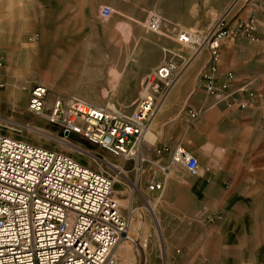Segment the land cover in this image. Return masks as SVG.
I'll return each mask as SVG.
<instances>
[{"label": "rangeland", "instance_id": "obj_1", "mask_svg": "<svg viewBox=\"0 0 264 264\" xmlns=\"http://www.w3.org/2000/svg\"><path fill=\"white\" fill-rule=\"evenodd\" d=\"M102 6L111 8L110 17H102ZM149 13L162 19L157 31L146 27ZM250 20L254 22V29L247 37L242 28ZM214 29L225 31L216 56H220L222 47L223 56H253L250 61L253 73L243 84L244 93L264 108V0H0V78L4 84L0 89V112L22 124L34 125L59 136L57 129L44 119L26 111L28 89L36 84L47 87L48 104L57 96L76 95L97 105L112 102L118 109L130 112L147 73L133 76L132 70L140 64L152 63L149 70L165 56H181L183 73L198 50L193 52L178 43L175 33L194 30L204 34ZM22 42L34 48L29 52L21 50ZM200 51L198 58L203 56V61H193L185 73L189 74L191 82L210 56L206 48ZM194 62L200 64L194 68ZM15 83L21 89L13 101L7 91ZM195 83L200 89L197 78ZM163 103L164 100L155 114L164 111ZM154 118L149 124L153 132ZM16 129L14 133L20 137L69 153L93 169L106 170L104 163L66 147L53 137L45 138L26 127ZM69 140L95 156L117 161L109 152L77 136ZM153 142L140 145L143 157L149 158L146 147ZM155 169L154 164L145 161L136 184L116 183L113 188V197L118 200L121 213L131 220L130 240L124 238L112 251L114 264H173L193 258L203 264H214L226 260L227 253L222 248L229 236L220 235L218 224L225 207L235 213L242 212L245 206L172 203L186 198H171L165 191H147L144 180ZM127 175L133 182L135 172L129 161ZM162 177V173H156V178ZM132 185L137 190L132 191ZM130 193L133 195L131 201ZM156 198H159L155 215L162 225L160 233H156V223L151 220L145 204V199ZM251 207L259 214L263 233L264 204ZM259 259L264 261V251L248 252L244 263L251 264Z\"/></svg>", "mask_w": 264, "mask_h": 264}, {"label": "built area", "instance_id": "obj_2", "mask_svg": "<svg viewBox=\"0 0 264 264\" xmlns=\"http://www.w3.org/2000/svg\"><path fill=\"white\" fill-rule=\"evenodd\" d=\"M100 12L108 18L112 10L102 6ZM145 24L157 31L162 19L149 13ZM242 29L250 37L253 20ZM224 34L215 29L204 34L175 33V40L193 52L208 50L210 56L197 79L213 104L232 101L235 92H244L243 85L232 88L229 81L217 83L216 52ZM182 59L165 56L146 73L130 112L76 95L57 96L48 104L46 86L28 89L26 111L57 129L59 136L53 137L75 146L69 138L77 136L109 152L117 161L95 155L94 161L106 162L114 170L105 163L106 170L93 169L69 153L20 137L14 133L18 126L10 124L12 118L0 112V264H114V245L124 238L130 240V217L121 213L113 197L115 184H136L145 161L156 167L144 180L148 192L163 191V180L156 173L166 175L172 165L184 167L191 175L197 173V159L180 144L171 150L155 149L157 155L169 153L165 164L143 157L140 150L157 107L181 75ZM3 85L0 78V89ZM77 148L79 153L87 152L80 145ZM127 161L135 172L133 182L127 175Z\"/></svg>", "mask_w": 264, "mask_h": 264}, {"label": "crops", "instance_id": "obj_3", "mask_svg": "<svg viewBox=\"0 0 264 264\" xmlns=\"http://www.w3.org/2000/svg\"><path fill=\"white\" fill-rule=\"evenodd\" d=\"M195 57L193 61L200 63L204 59ZM252 57L223 56L222 47L215 61L217 83L229 81L232 88L246 84L253 73ZM197 62L194 68L200 64ZM151 65L140 64L131 74L141 76ZM187 68L165 98L164 111L155 114L154 132L150 128L154 142L146 147L147 156L165 164L169 153L157 155L155 149L171 150L180 144L197 159L195 175L182 166L172 165L161 178L162 192L171 198H186L172 203L245 206L242 212L235 213L225 207L218 228L220 235L229 236L222 248L227 256L226 260L214 263L245 264V253L264 251L260 217L251 207L264 204L260 200L264 199V108L244 92H235L232 101L213 104L201 85L196 88L197 74L194 82L185 74ZM263 263L259 259L251 264ZM173 264L203 263L193 258Z\"/></svg>", "mask_w": 264, "mask_h": 264}, {"label": "bare ground", "instance_id": "obj_4", "mask_svg": "<svg viewBox=\"0 0 264 264\" xmlns=\"http://www.w3.org/2000/svg\"><path fill=\"white\" fill-rule=\"evenodd\" d=\"M20 49L21 50H24V51H30V50H32V48H34V46H32V45H28V44H25L24 42H22V44H20ZM200 50H198V53H197V56L200 54ZM18 53V52H17ZM10 57V59L12 58V59H15L13 56H9ZM196 58V57H195ZM28 59V58H27ZM21 60H23V58L21 59ZM14 61V60H13ZM12 63V62H11ZM14 63V62H13ZM11 67H12V65H11ZM182 74H184V73H181V75ZM181 75L179 76V78L181 77ZM179 78L177 79V81L179 80ZM176 81V82H177ZM176 82L174 83V85L176 84ZM173 85V86H174ZM172 86V87H173ZM10 88L8 89V93H9V95H10V97L11 98H13V101L17 98V96L18 95H20V86H19V84H13V85H11V86H9ZM24 88V87H23ZM23 88H22V90H23ZM165 100V99H164ZM120 103V102H119ZM106 104H109V105H111V106H115L116 107V105L114 104V103H112V102H107ZM97 105V104H96ZM45 109H47V107L45 108ZM12 118V117H11ZM10 124H12V125H15V126H18V127H20V128H22V127H26V129L27 130H29V131H31V132H34V133H36V134H38V135H40V136H43V137H45V138H49V137H53L50 133H48L47 131H44L43 129H41V128H39V127H37V126H34V125H25V124H22V123H20L19 121H15L14 119H12V121L10 122ZM53 138H55V137H53ZM56 139V138H55ZM57 140H59L62 144H65V146L66 147H68V148H70V149H72V150H77V151H79V149L77 148V145H75V146H73V145H71V144H69L68 142H66V141H63V140H60V139H57ZM143 142H145V143H151V142H153V132L152 131H150V125H149V127H148V129H147V131L145 132V134H144V137H143ZM84 154H89V156H90V158L91 159H93V160H96L95 159V157H94V154H91V153H89L88 151L86 152V153H84ZM109 168H111V169H113V167L111 166V165H109L108 163H106V162H104ZM114 170V169H113ZM117 178L119 179V181H122L123 180V176H118L117 175ZM134 184H135V182H134ZM132 188V191H135V190H137V188L136 187H134L133 185L131 186ZM129 201H131L132 199H133V195L130 193V195H129ZM119 203V202H118ZM157 203H158V198H156L155 200H147V199H145V204H146V209L148 208V210L150 211V218H151V220H154L155 221V223H156V233H160L161 231H162V225H161V223H160V221H159V219L156 217V215H155V208H156V206H157ZM128 207H129V205H128ZM129 225H131V220H130V223H129ZM160 231V232H159ZM124 240L122 239V240H120V241H117L116 242V244L114 245V247H113V249H115L117 246L119 247L120 245H121V243L123 242ZM117 247V248H118ZM113 251V250H112Z\"/></svg>", "mask_w": 264, "mask_h": 264}]
</instances>
